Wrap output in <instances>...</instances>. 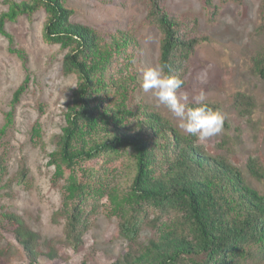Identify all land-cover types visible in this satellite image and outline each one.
Here are the masks:
<instances>
[{"label": "trees", "instance_id": "obj_1", "mask_svg": "<svg viewBox=\"0 0 264 264\" xmlns=\"http://www.w3.org/2000/svg\"><path fill=\"white\" fill-rule=\"evenodd\" d=\"M68 1H8V11L0 15V36L8 39L11 53L22 59L28 72V59L13 49L6 25L44 10V41L66 52L64 75L78 78L67 125L49 161L55 167L54 184L65 181L61 210L65 228L59 243L74 251L82 248L102 205L118 220L120 237L129 245V251L112 264H264V192L255 189L227 156L211 155L196 137L180 132L158 110L133 108L137 39L124 31L107 39L92 27L73 23ZM165 2L147 0V21L162 35L159 64L183 80L182 89L191 58L208 37L199 34L196 18L170 14ZM203 2L209 20L217 21L220 8L213 0ZM260 16L257 33L264 36V0ZM253 71L264 80V47L253 61ZM28 86L29 77L15 91L0 140L13 125ZM236 102L244 116L253 115L252 98L239 94ZM33 139H41L39 124L33 128ZM221 145L220 149L225 142ZM96 160L105 164L102 170L92 166ZM119 160L129 169L117 182L107 167ZM247 169L264 186V167L251 159ZM5 174L0 159L1 181ZM4 223L11 227L27 264H38L43 256L38 236L21 217L0 208V226ZM145 230L152 237L144 242ZM47 249L49 260L59 258L56 244L49 243Z\"/></svg>", "mask_w": 264, "mask_h": 264}, {"label": "rangeland", "instance_id": "obj_2", "mask_svg": "<svg viewBox=\"0 0 264 264\" xmlns=\"http://www.w3.org/2000/svg\"><path fill=\"white\" fill-rule=\"evenodd\" d=\"M8 1L0 0V15L8 11ZM263 0H213L220 8L217 21L209 20L203 0H166L167 11L175 16L196 18L199 34L207 36L191 58L186 86L178 95L187 94L188 104L201 90L206 103L216 105L224 115L222 131L199 145L211 155H225L247 176L252 186L264 192V186L249 176L251 159L264 167V80L253 71V61L264 47V36L257 33L261 25L260 6ZM66 7L73 12L71 21L96 29L105 38L118 31L132 33L138 41L135 66L138 88L131 106H148L158 110L178 127V120L164 107L157 106L151 91L142 89L143 70L159 64L161 33L147 21V0H70ZM46 22L44 10L31 19L21 17L7 23L6 31L13 37V49L22 51L24 62L10 51L8 39L0 36V130L6 125L15 91L29 77V86L16 107L13 125L0 140V159L6 174L0 180V208L12 212L38 236L43 256L38 264H112L129 251L120 237L119 223L99 205L94 225L78 251L60 244L65 220L61 215L65 181L54 184L55 167L49 164L50 154L58 149V141L66 127V112L78 87L75 75L66 76L63 60L66 52L44 41ZM244 94L256 104L251 117L237 109L236 96ZM39 124L41 139H33V128ZM222 142L225 147L220 149ZM107 168L120 182L127 176L129 165L123 160ZM99 170L102 160L92 163ZM95 167V168H96ZM116 169V170H114ZM26 177H22L23 174ZM152 237L149 230L142 241ZM54 243L59 258L46 257L48 244ZM0 264H27L22 248L15 241L12 229L0 226Z\"/></svg>", "mask_w": 264, "mask_h": 264}, {"label": "clouds", "instance_id": "obj_3", "mask_svg": "<svg viewBox=\"0 0 264 264\" xmlns=\"http://www.w3.org/2000/svg\"><path fill=\"white\" fill-rule=\"evenodd\" d=\"M166 68L167 65L161 63L143 70V91H151L157 106H164L178 120V127L199 141L218 135L223 129V113L206 103L203 90L193 97L195 106L190 107L188 95L177 94L183 80L169 75Z\"/></svg>", "mask_w": 264, "mask_h": 264}]
</instances>
